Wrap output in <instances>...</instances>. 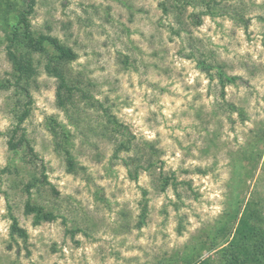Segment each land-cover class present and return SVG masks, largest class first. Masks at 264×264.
Instances as JSON below:
<instances>
[{
	"label": "rangeland",
	"instance_id": "374dc122",
	"mask_svg": "<svg viewBox=\"0 0 264 264\" xmlns=\"http://www.w3.org/2000/svg\"><path fill=\"white\" fill-rule=\"evenodd\" d=\"M162 1L36 0L31 16L35 30L79 54L69 76L91 80L92 95L125 124V137L154 154L153 172L141 171L136 180L122 162L137 155L135 147L114 157L125 137L93 131L101 118L92 109L73 127L56 104L58 80L46 73L47 56L40 54L31 114L23 123L38 157L26 148L10 150L16 96L2 87L13 66L0 26V264H156L205 237L237 196L264 202V0H222L242 10L245 21L204 15L200 25L192 7L177 17L163 11ZM198 58L238 76L237 82L223 87L219 78L210 80ZM52 116L72 130L70 151L86 171L67 170L49 129ZM172 174L176 184L161 190L160 176ZM241 178L246 185L239 191ZM33 181L37 187L28 193ZM30 198L58 218L35 224L25 213ZM10 211L27 229V242L12 241Z\"/></svg>",
	"mask_w": 264,
	"mask_h": 264
},
{
	"label": "trees",
	"instance_id": "16d2710c",
	"mask_svg": "<svg viewBox=\"0 0 264 264\" xmlns=\"http://www.w3.org/2000/svg\"><path fill=\"white\" fill-rule=\"evenodd\" d=\"M35 5L36 0H17V2L0 0V26H2L4 39L7 41V55L13 66L11 77L2 84V87L12 89L16 96L15 124L7 134L10 150L17 153L20 148H26L31 157L34 159L38 157L23 127V123L31 114L32 88L39 74L37 54L47 56L45 71L49 76L58 80L56 104L73 127L81 125L82 120L85 121L88 118V112L92 109L100 113L98 116L101 118L99 123L93 125V131L99 132L105 138L120 132V135L125 137L127 134L125 124L113 114L111 107L105 106L92 95L89 86H93V82L91 80L82 82L80 79L69 76V65L79 56L74 47L57 36L47 32H38L33 28L31 16L35 11ZM161 6L166 14L174 12L177 17L181 16L188 7H192L193 12L190 16L195 25L202 24L204 15L213 18L228 15L237 21H245L242 10L222 0H163ZM182 30L183 28H179L178 33ZM189 56L196 57V54L190 52ZM197 61L209 79L219 78L223 87L229 83H236L239 78L236 75H228L223 67L208 62L206 58H198ZM124 63H129L128 58ZM48 125L56 137L57 151L66 156L67 170L72 173L80 170L86 171V167L80 165L70 151L69 145H71L73 132L67 127V123L52 116ZM134 147L137 155L124 157L122 162L127 166L129 176L136 180L141 171L152 173L156 162L150 150L148 153L151 154L147 155L148 153L141 147L139 148L138 144H134L132 138L128 136L119 139V144L114 149V157L121 158V152L132 151ZM253 153L254 151L249 153L252 156L250 158L258 162ZM245 160L246 157H243L242 161ZM241 165L244 166L242 163ZM42 175V181L47 182L48 176L44 170ZM159 180L161 190H165L171 183L176 184L175 174L160 176ZM245 185L246 182L241 178L239 191ZM33 186L37 187L34 181L27 184L28 193L31 192ZM96 194L100 196V190ZM231 208L232 210H227L226 215L219 219L217 225L205 233V237L200 235L194 238L191 244L185 246L182 254L176 251L168 258L158 260L156 264H264V202L254 198L245 201V198L241 199L237 196L234 202H231ZM25 213L34 215L35 224L54 221L58 218L55 210L49 209L44 203L33 202L32 198L25 204ZM145 215L146 207L136 224L138 228L144 224ZM9 216L12 241L17 243L21 238L27 242L29 237L27 229L20 225L13 211L9 212ZM71 233L74 235L76 230L72 229ZM218 246L221 247L215 256L201 258L203 251Z\"/></svg>",
	"mask_w": 264,
	"mask_h": 264
}]
</instances>
